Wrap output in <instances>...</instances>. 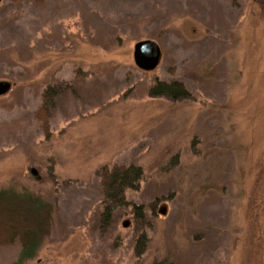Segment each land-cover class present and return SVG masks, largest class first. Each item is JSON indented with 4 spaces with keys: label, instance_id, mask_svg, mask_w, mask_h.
I'll list each match as a JSON object with an SVG mask.
<instances>
[{
    "label": "rangeland",
    "instance_id": "1",
    "mask_svg": "<svg viewBox=\"0 0 264 264\" xmlns=\"http://www.w3.org/2000/svg\"><path fill=\"white\" fill-rule=\"evenodd\" d=\"M0 81V188L53 205L35 255L2 245L0 264H264V0H0ZM59 83L44 133L32 112ZM114 163L142 169L126 200L157 198L139 256L130 205L99 231Z\"/></svg>",
    "mask_w": 264,
    "mask_h": 264
},
{
    "label": "trees",
    "instance_id": "2",
    "mask_svg": "<svg viewBox=\"0 0 264 264\" xmlns=\"http://www.w3.org/2000/svg\"><path fill=\"white\" fill-rule=\"evenodd\" d=\"M58 85L46 86L40 94V104L32 112L42 132L47 131L48 115L54 106L58 94ZM150 93L167 97L185 98L187 92L178 81L157 82ZM96 175L101 190V211L99 213V231L103 232L111 222L114 210L130 205L132 219L136 222L133 253L139 256L145 249L147 236L143 230L149 222L143 208L151 214L156 213L157 198L145 205L133 203L125 198L126 189H135L142 177L141 166L134 163L99 165ZM53 205L40 195L23 192L11 186L0 188V246L18 244L17 263L31 259L38 247L50 233ZM3 225L6 229H3Z\"/></svg>",
    "mask_w": 264,
    "mask_h": 264
},
{
    "label": "water",
    "instance_id": "3",
    "mask_svg": "<svg viewBox=\"0 0 264 264\" xmlns=\"http://www.w3.org/2000/svg\"><path fill=\"white\" fill-rule=\"evenodd\" d=\"M159 59V48L152 40H139L132 46V61L141 70L153 69ZM8 89V83L0 81V95Z\"/></svg>",
    "mask_w": 264,
    "mask_h": 264
}]
</instances>
